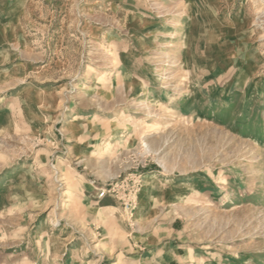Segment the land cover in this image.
I'll list each match as a JSON object with an SVG mask.
<instances>
[{
	"label": "rangeland",
	"instance_id": "374dc122",
	"mask_svg": "<svg viewBox=\"0 0 264 264\" xmlns=\"http://www.w3.org/2000/svg\"><path fill=\"white\" fill-rule=\"evenodd\" d=\"M0 264H264V0H0Z\"/></svg>",
	"mask_w": 264,
	"mask_h": 264
},
{
	"label": "bare ground",
	"instance_id": "6f19581e",
	"mask_svg": "<svg viewBox=\"0 0 264 264\" xmlns=\"http://www.w3.org/2000/svg\"><path fill=\"white\" fill-rule=\"evenodd\" d=\"M156 77H161V73L157 72ZM87 122H88V119H83V118H82V120H81V124H87ZM72 125H73V122L70 121L69 124H68V128H70ZM160 181H161L162 184L166 182L165 179H164V180H163V179H160ZM76 182H77V181H76ZM76 187H77V186H76ZM66 202H69V200H66Z\"/></svg>",
	"mask_w": 264,
	"mask_h": 264
}]
</instances>
